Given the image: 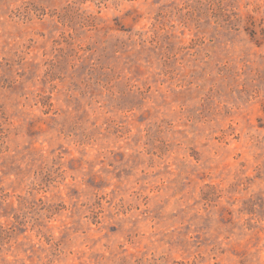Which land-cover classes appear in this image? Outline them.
<instances>
[{"label":"rangeland","instance_id":"rangeland-1","mask_svg":"<svg viewBox=\"0 0 264 264\" xmlns=\"http://www.w3.org/2000/svg\"><path fill=\"white\" fill-rule=\"evenodd\" d=\"M0 264H264V0H0Z\"/></svg>","mask_w":264,"mask_h":264}]
</instances>
